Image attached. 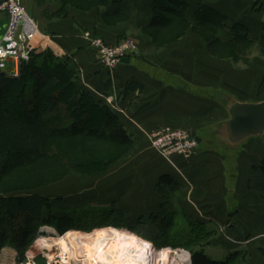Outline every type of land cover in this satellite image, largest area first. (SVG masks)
<instances>
[{
	"label": "crops",
	"instance_id": "1",
	"mask_svg": "<svg viewBox=\"0 0 264 264\" xmlns=\"http://www.w3.org/2000/svg\"><path fill=\"white\" fill-rule=\"evenodd\" d=\"M153 1L108 0L104 6L84 13L63 6L62 0H20L37 28L32 53L50 50L56 57L75 61L80 68V85L95 97L105 95L113 101L125 130L134 140L145 143L149 133L162 127L186 129L199 139L192 157L160 159L158 180L164 175L169 177V185L161 187H167L177 200L174 205L169 202V213L161 210L159 219L151 221L150 227L159 234L167 231L173 242L174 234L169 231L178 226L174 224L177 222L165 227L160 219L169 214L175 220H185L186 225L194 222L200 228L190 226L193 233L187 237L196 231L216 236L203 246V251L206 247L227 251L220 261L241 252L246 258L237 260L238 264H264V177L252 170L264 159V140L250 139L234 153L212 134L228 119L223 106L225 95L242 102H262L264 89L247 93V77L210 61L201 42L192 35L181 45L154 50L146 35ZM180 1L187 5L184 15L191 27L197 26L195 14L199 7L207 6L227 16L229 25L244 26L252 45L261 44L264 49V0ZM120 18L124 21L119 24L107 23ZM5 23L6 16L0 13V38ZM86 30L111 44L132 38L138 55L108 72L82 38ZM229 37L225 29L217 35L222 42ZM252 58L256 61L255 74L264 77V62L257 56Z\"/></svg>",
	"mask_w": 264,
	"mask_h": 264
},
{
	"label": "rangeland",
	"instance_id": "2",
	"mask_svg": "<svg viewBox=\"0 0 264 264\" xmlns=\"http://www.w3.org/2000/svg\"><path fill=\"white\" fill-rule=\"evenodd\" d=\"M66 7H73L84 13L90 11L81 0L68 1ZM22 9L27 19L33 23L28 11H25L26 9L24 10L23 7ZM123 21L120 18L108 20L107 23L119 24ZM5 29L6 26L0 41L5 34ZM199 31L201 30H193L190 26L177 22L159 30L158 33L152 30L146 31V35L151 39V47L157 51L175 44L181 45L188 35H192L201 42L210 61L222 63L226 69L230 68V71L236 74L241 73L240 76L243 78L247 77L245 84L249 87L247 93L263 91L264 77L255 74L256 61L252 58L257 56L262 63L264 62V49L260 48L261 44H259L260 47L235 45L208 49V40L212 38V33L210 30H203L206 34L200 36ZM85 33H89L92 38L102 39L92 30L84 31L82 36ZM180 33H182V37L176 39L178 37L175 38V36ZM154 36L156 37L155 41L152 40ZM128 40L133 41L136 45L137 54L131 56L136 57L138 46L134 39L128 38ZM102 41L107 45H116L122 39L114 44L107 43L103 39ZM34 42H32L33 47ZM128 58L130 59V57ZM5 67H10L8 62L5 63ZM8 75L16 77L18 74L15 76ZM78 77L80 80V68ZM101 97L116 112L113 101L105 95ZM40 103L42 108H47L43 100ZM8 108L7 115L14 118L22 119L24 115L33 116L29 110L23 111L16 97L9 101ZM89 118L94 122L100 120L99 116L94 113L89 114ZM26 127L28 132L22 129H20L22 131L16 130L15 126L10 124L3 126V123H0V198L24 197L32 194L47 198L50 200V205L43 210L42 216L44 219L50 220V223L41 225L34 219H28L27 225H29L31 233L25 238L29 241L25 252L18 253L15 244H11L13 242L5 241L0 251V264H5L4 252L6 250L15 252L16 262L27 264L29 262L28 253L40 237L54 239V235L44 229L52 230L58 235L69 229L83 232L102 227L118 231L125 230L130 233L135 241L156 250L169 247L172 252L171 259H174L179 253L188 254L191 259L189 250L198 249L199 245L205 246L211 238H216V236L209 239L203 237L202 240H199V236L187 237V234L193 233V230L189 228L191 225H186V221L183 219L175 220V216L173 218L169 214L161 223L168 227L177 222L174 223L178 225L174 230H168L170 234H174L173 242L172 236L167 231L164 236H160L161 234L156 233L153 227H150L153 226L151 221L156 222L159 219L161 210L167 212L169 202L174 205L175 200H177L176 195H171L170 191H167V187L162 188L159 185L158 171L160 161L163 158L152 148L151 133L147 135L148 140L145 143L133 139L134 143L129 148L118 147L107 140H98L90 136L48 138V143L44 145L42 142L37 144L38 141H36L34 133L32 134L34 129L31 130L28 125ZM11 129H14L13 133L5 137L2 136V133ZM171 129L188 131L178 128ZM35 131H38V134L41 132L39 129ZM190 134L192 135V133ZM260 139L264 140V137H260ZM7 146H10L11 149H7ZM45 147L48 152L50 151V155L46 154ZM31 156L33 157L31 158ZM23 158H28V160L22 161ZM196 233L200 234L198 231ZM136 235L149 241L151 245L139 240ZM191 238L193 244L185 246L188 239ZM156 243L161 246L158 247ZM204 253L216 261L223 260L228 254L225 250L212 247H206ZM213 253L214 255H212ZM238 261L233 264H238ZM31 264L52 263L43 254L38 253L32 257Z\"/></svg>",
	"mask_w": 264,
	"mask_h": 264
},
{
	"label": "trees",
	"instance_id": "3",
	"mask_svg": "<svg viewBox=\"0 0 264 264\" xmlns=\"http://www.w3.org/2000/svg\"><path fill=\"white\" fill-rule=\"evenodd\" d=\"M68 1L71 0H62L63 6H66ZM81 1L88 10L104 6L108 2V0ZM186 9V3L180 0H154L151 23L146 31L152 30L158 33L159 30L177 22L190 26L184 15ZM61 11H64L63 8ZM195 22L197 26H190V28L201 30L199 31L200 36L206 34L205 30H210L212 33V38L208 40V49L253 44L244 26L239 23L229 25L227 16L207 6L199 7L195 14ZM222 29L228 30L230 34L229 39L225 42L217 38L218 32ZM180 37H182V33L175 36L176 39ZM152 40L155 41L156 37H152ZM17 74L16 77H11L6 72L0 71V123H3V126L10 124L15 126L16 130L22 129L28 132L26 127L28 125L31 130L34 129L32 134L34 133L36 137L34 138L38 141L37 144L39 142L47 144L48 138L90 136L98 140H107L118 147L129 148L133 145V138L125 130L119 115L106 104L103 97H95L80 85L79 66L71 58L60 59L50 50L32 53L29 61L19 65ZM15 97L18 98L23 111L29 110L33 116L24 115L20 119L7 115L9 101ZM41 100L46 103L47 108H42ZM93 113L99 116L100 120L94 122L89 118V114ZM38 129L41 131L39 134L38 131H35ZM13 132L14 129L5 131L2 136H8ZM7 147V149L10 148V146ZM41 153L43 154V152ZM49 153L50 151L48 152L46 149V154L50 155ZM23 159L22 161L28 160V158ZM252 170L264 177V159L257 166H253ZM158 182L159 185L167 186L170 179L164 175L159 178ZM49 205L50 200L38 194L0 198V251L4 242L9 240L8 242H13L12 245L15 244L18 253H24L29 242L25 238L31 233L30 227L27 225L28 219H34L41 225L49 224L50 220L44 219L42 216L43 210ZM190 225L193 228H200V225L194 222H190ZM160 236H164V234ZM197 236L200 237L199 240H202L203 237L209 239L212 234L196 233L190 237ZM192 238L188 239L185 246L193 244ZM160 246L159 244L158 247ZM189 251L191 264H233L237 260L242 261L246 258V254L234 252L224 261H214L205 255L202 245H199L198 249Z\"/></svg>",
	"mask_w": 264,
	"mask_h": 264
},
{
	"label": "built area",
	"instance_id": "4",
	"mask_svg": "<svg viewBox=\"0 0 264 264\" xmlns=\"http://www.w3.org/2000/svg\"><path fill=\"white\" fill-rule=\"evenodd\" d=\"M0 13L6 16L5 34L0 41V71L15 76L17 67L30 59L37 28L27 19L20 0H0ZM82 38L95 53L99 64L108 72L114 71L122 59L137 54L136 45L128 39L116 45H107L102 39L92 38L89 33L83 34ZM7 62L12 65V69L5 67ZM150 140L152 148L167 161L173 156L190 158L196 154L198 148L195 137L188 131L169 127L152 131Z\"/></svg>",
	"mask_w": 264,
	"mask_h": 264
},
{
	"label": "bare ground",
	"instance_id": "5",
	"mask_svg": "<svg viewBox=\"0 0 264 264\" xmlns=\"http://www.w3.org/2000/svg\"><path fill=\"white\" fill-rule=\"evenodd\" d=\"M54 235V239L40 237L28 253L27 264L32 257L43 254L52 264H191L184 253L171 259V250H156L139 243L124 230L108 227L93 229L90 232L67 230ZM57 254V255H55ZM13 251L4 252L5 264H22L15 260Z\"/></svg>",
	"mask_w": 264,
	"mask_h": 264
},
{
	"label": "water",
	"instance_id": "6",
	"mask_svg": "<svg viewBox=\"0 0 264 264\" xmlns=\"http://www.w3.org/2000/svg\"><path fill=\"white\" fill-rule=\"evenodd\" d=\"M128 62L129 58L121 60V64ZM223 101L228 119L213 129V137L234 153L250 139L264 137V101L242 102L230 95ZM195 141L199 143L198 138Z\"/></svg>",
	"mask_w": 264,
	"mask_h": 264
}]
</instances>
